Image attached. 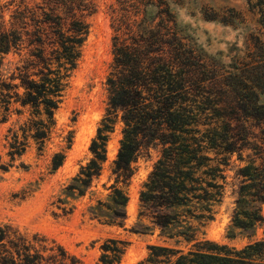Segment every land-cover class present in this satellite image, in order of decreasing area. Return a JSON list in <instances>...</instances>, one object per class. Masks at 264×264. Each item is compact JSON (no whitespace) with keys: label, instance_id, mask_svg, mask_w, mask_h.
<instances>
[{"label":"trees","instance_id":"obj_1","mask_svg":"<svg viewBox=\"0 0 264 264\" xmlns=\"http://www.w3.org/2000/svg\"><path fill=\"white\" fill-rule=\"evenodd\" d=\"M50 1L62 7L65 18L51 8L41 19L33 13L28 16L30 11L17 12L9 29L0 21V123L12 112L19 116L28 112L19 127L22 139L8 129L9 162L22 155L29 138L39 150L50 138L64 79L87 34L85 18L95 11L88 0ZM250 6L258 10L264 28V0ZM66 18L71 20L63 31ZM129 24L127 33L132 31ZM158 26L156 30L140 26L137 35L115 37L112 70L106 81L107 113L89 147L92 157L63 193L73 199L87 194L93 179L101 174L108 133L119 119L122 137L113 160L111 193L107 200L97 199L88 207L90 215L124 227L128 197L118 184L127 185L134 164L149 157L151 148H158L160 156L139 192L138 218L131 231L143 234L158 229L177 244L192 243L186 249L151 245L148 256L138 264H264V238L240 249L196 238L198 226L211 217L219 201L222 185L218 179L225 178V167L234 153L247 164L236 171L240 185L231 229L253 231L264 222V42L250 35L245 56L223 63L199 52L171 27ZM9 53L17 60L6 71L4 58ZM63 158L55 153L52 169ZM8 166L0 161L1 170ZM120 243L110 239L101 246L103 264L119 261ZM0 264L81 263L60 246L48 245L36 236L28 240L12 226L0 224Z\"/></svg>","mask_w":264,"mask_h":264},{"label":"rangeland","instance_id":"obj_2","mask_svg":"<svg viewBox=\"0 0 264 264\" xmlns=\"http://www.w3.org/2000/svg\"><path fill=\"white\" fill-rule=\"evenodd\" d=\"M88 1L95 11L85 18L87 34L78 48L74 67L67 71L61 102L54 113L55 124L42 150L29 138L22 155L9 162L8 129L17 131L22 139L19 127L28 112L20 116L12 112L6 122L0 123V161L9 164L7 170L0 169V224L12 226L28 240L32 241L36 236L45 239L48 245L60 246L81 264H103L101 259L105 252L101 246L114 239L121 242L119 261L114 264H138L148 256L151 245L186 249L192 244H177L175 239L160 235L158 229L143 234L131 231L138 218L139 192L160 156L158 148H151L149 157H142L134 164L135 172L127 185L118 184L128 197L124 227L93 218L88 211L97 199L107 200L111 193L113 160L122 137L123 123L119 119L113 131L108 133L107 158L101 174L93 179L87 194L73 199L63 193L72 177L92 157L89 147L107 113L106 81L112 70L115 37L121 40L137 35L140 26L156 30L161 24L165 28L171 27L202 54L228 63L234 56H245L250 35L258 36L264 42V28L259 23L258 10L250 6L256 0ZM51 8L55 15L66 17L62 7L50 0H0V21L9 29L14 21L12 16L17 12L30 11L28 16L33 13L35 19H41L42 13H49ZM64 20L66 25L62 30L66 31L71 19ZM27 22L31 24V21ZM128 24L132 25L130 33L126 29ZM16 60L15 54L5 56L6 71L13 68ZM68 139H71L70 144ZM55 153L64 158L54 170L51 165ZM209 155L213 156V153ZM245 164L246 159L239 160L236 153L230 157L225 178L218 179L222 185L221 196L213 206L211 217L198 226V240L206 239L240 249L250 241L264 238V222L256 225L253 231L231 229L240 185L236 171ZM262 213L264 215V206Z\"/></svg>","mask_w":264,"mask_h":264}]
</instances>
